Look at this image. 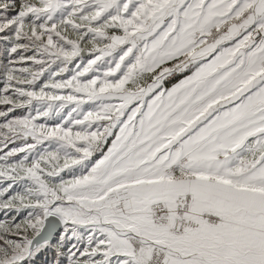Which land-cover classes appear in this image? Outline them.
<instances>
[{"label":"snow or ice","instance_id":"6c2138e0","mask_svg":"<svg viewBox=\"0 0 264 264\" xmlns=\"http://www.w3.org/2000/svg\"><path fill=\"white\" fill-rule=\"evenodd\" d=\"M0 264H264V0H0Z\"/></svg>","mask_w":264,"mask_h":264}]
</instances>
